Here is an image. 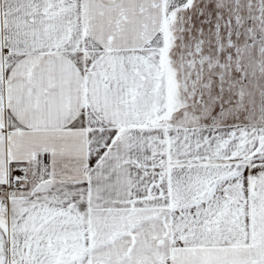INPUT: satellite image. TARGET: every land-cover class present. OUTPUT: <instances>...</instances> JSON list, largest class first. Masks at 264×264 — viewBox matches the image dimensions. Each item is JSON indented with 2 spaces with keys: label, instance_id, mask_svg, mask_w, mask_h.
Instances as JSON below:
<instances>
[{
  "label": "snow or ice",
  "instance_id": "6c2138e0",
  "mask_svg": "<svg viewBox=\"0 0 264 264\" xmlns=\"http://www.w3.org/2000/svg\"><path fill=\"white\" fill-rule=\"evenodd\" d=\"M0 264H264V0H0Z\"/></svg>",
  "mask_w": 264,
  "mask_h": 264
}]
</instances>
